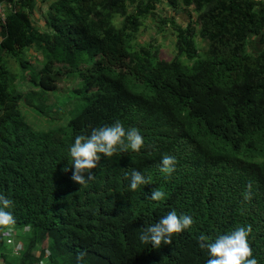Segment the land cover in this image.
I'll use <instances>...</instances> for the list:
<instances>
[{
  "label": "trees",
  "instance_id": "16d2710c",
  "mask_svg": "<svg viewBox=\"0 0 264 264\" xmlns=\"http://www.w3.org/2000/svg\"><path fill=\"white\" fill-rule=\"evenodd\" d=\"M53 0L46 11L50 32H40L29 14L34 0H0V194L13 201L15 222L27 227L22 247L7 255L0 227L4 264H206L201 234L214 242L237 227L252 226L248 243L264 264V11L258 0H181L199 13L198 34L208 45L199 54L194 27L173 20L176 55L156 63L126 52L137 16L151 8L139 0ZM155 1V0H151ZM176 8V0H168ZM255 6H259L255 10ZM114 14L123 24H111ZM252 36L256 43L248 44ZM258 44L257 47H253ZM261 45V47H259ZM35 46L43 60L30 81L37 92L14 85L7 57L25 66L22 50ZM127 54L128 61L125 62ZM183 55L190 63L181 61ZM68 69L77 110L57 125L31 126L20 101L38 113L42 96ZM132 75L131 78L129 75ZM119 121L144 137L139 152L102 157L93 179H71L68 154L76 135ZM175 156L176 169L165 178L163 155ZM68 171H64V168ZM150 178L129 189L125 173ZM86 175V173H85ZM252 198L244 200L246 185ZM152 189L166 193L148 199ZM189 215L193 225L173 234L172 243L143 244V227L168 212ZM44 249L48 250L45 255ZM78 257H82L78 259Z\"/></svg>",
  "mask_w": 264,
  "mask_h": 264
},
{
  "label": "rangeland",
  "instance_id": "374dc122",
  "mask_svg": "<svg viewBox=\"0 0 264 264\" xmlns=\"http://www.w3.org/2000/svg\"><path fill=\"white\" fill-rule=\"evenodd\" d=\"M53 0H34L32 12L29 17L36 29L40 32L51 30L45 24L46 11L50 2ZM139 0H133V2H127L126 14H131L134 10L135 4ZM262 3L264 11V0H258ZM144 4L150 3L151 8L144 15L137 16V29L133 32L126 30L129 35L128 47L126 52L129 54L137 53L141 58L152 57L151 59L156 63H163L170 61L176 55V32L170 26V20H173L183 28L190 24L194 27L195 33L192 37L196 50L199 54L204 52L207 48L208 41L202 38L198 34L199 28V13L195 12L192 5L183 6L181 0H176V8L170 7L168 0H142ZM259 6H255V10ZM123 16L114 14L111 17V24L116 28L121 27L123 24ZM252 36L247 38L248 44L256 43ZM254 44L253 47H257ZM261 47V45H259ZM22 59L25 62V66L21 67L18 63L7 57V65L9 69L16 75L14 85L15 88L25 94L26 92L33 90L37 92V88L33 87L30 81L31 69L38 72L42 66L43 57L40 51L35 46H29L22 50ZM181 61L190 63L191 61L186 59L183 55L178 56ZM128 61L127 54L125 62ZM133 77L131 74L129 75ZM78 82V78L70 72L68 69H64L61 74L57 75L54 79L55 87L48 90L42 96V109L38 113L29 104L20 101V109L23 112L26 121L37 129H45L52 125H57L65 121L67 117L74 114L77 110L75 107L76 99L72 95V88L75 83ZM11 228L15 231L16 236L11 238L17 240V237L26 235L21 231V227L17 225H8L2 227V231L6 228ZM8 247L9 243L5 242L4 246ZM7 255L13 256L14 254L8 253Z\"/></svg>",
  "mask_w": 264,
  "mask_h": 264
},
{
  "label": "clouds",
  "instance_id": "9594fccd",
  "mask_svg": "<svg viewBox=\"0 0 264 264\" xmlns=\"http://www.w3.org/2000/svg\"><path fill=\"white\" fill-rule=\"evenodd\" d=\"M143 146L144 137L139 130L134 127L126 130L119 121L112 125L94 128L88 135H76L74 142L68 149L72 165L71 179L79 185H85L87 181L93 179L91 169L97 166L102 157L110 158L117 153H125L128 150L139 152ZM176 164L175 156L165 154L161 159L159 170L167 178L175 171ZM63 170L68 171V168ZM125 176L129 179V189L132 191L137 190L141 185L150 183V178H146L136 169L130 173H125ZM246 189L243 198L247 201L252 198V184L246 185ZM165 197L164 191L152 189L147 198L159 202ZM13 206V201L10 198L0 194V227H7L15 222L12 213L6 211ZM193 223L194 220L191 216H178L176 211L172 210L154 224L143 227L139 234V240L143 244L151 243L153 248H159L162 242L170 245L173 234L190 228ZM251 232V225L237 227L229 234L220 235L214 242H207L208 237L201 234L198 238V244L201 250H207L209 258L206 264H258L248 243ZM17 238L21 243L20 238ZM46 251L48 252L47 249H44V253ZM81 258L78 257V259Z\"/></svg>",
  "mask_w": 264,
  "mask_h": 264
},
{
  "label": "built area",
  "instance_id": "2783aa9c",
  "mask_svg": "<svg viewBox=\"0 0 264 264\" xmlns=\"http://www.w3.org/2000/svg\"><path fill=\"white\" fill-rule=\"evenodd\" d=\"M3 7H4V4L0 3V22L1 23L3 22V19H4ZM0 38H1V36H0ZM26 230H27V227H23L21 229L22 232H25ZM2 233H3V235L6 236L5 242L9 243V245H8L9 253L16 255L18 253V250L21 249V243L19 242L18 238H17V240L11 238L13 236H16L15 231H13L11 228H6L3 230ZM46 254H48L47 251L45 252V255ZM0 264H4V263L0 262ZM32 264H40V261L34 262Z\"/></svg>",
  "mask_w": 264,
  "mask_h": 264
},
{
  "label": "crops",
  "instance_id": "0c3cea01",
  "mask_svg": "<svg viewBox=\"0 0 264 264\" xmlns=\"http://www.w3.org/2000/svg\"><path fill=\"white\" fill-rule=\"evenodd\" d=\"M4 8V7H3ZM3 12H4V9H3Z\"/></svg>",
  "mask_w": 264,
  "mask_h": 264
},
{
  "label": "water",
  "instance_id": "95a60500",
  "mask_svg": "<svg viewBox=\"0 0 264 264\" xmlns=\"http://www.w3.org/2000/svg\"><path fill=\"white\" fill-rule=\"evenodd\" d=\"M1 262V261H0Z\"/></svg>",
  "mask_w": 264,
  "mask_h": 264
}]
</instances>
